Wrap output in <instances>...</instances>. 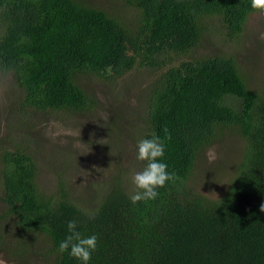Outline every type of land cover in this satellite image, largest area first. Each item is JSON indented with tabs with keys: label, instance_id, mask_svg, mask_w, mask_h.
Masks as SVG:
<instances>
[{
	"label": "trees",
	"instance_id": "trees-1",
	"mask_svg": "<svg viewBox=\"0 0 264 264\" xmlns=\"http://www.w3.org/2000/svg\"><path fill=\"white\" fill-rule=\"evenodd\" d=\"M122 1L137 9L132 28L82 0H0V67L21 85L22 105L40 112L89 109L94 100L80 74L157 68L141 140L163 141L176 179L136 204L115 182L86 210L62 187L59 195L39 188L25 148L6 149L0 216L15 224L20 245L29 234L43 238L49 264H80L58 250L73 220L82 237L97 236L88 264H264V98L248 88L232 55L180 59L207 33L206 20L217 18L229 36L241 33L255 11L250 0ZM226 128L244 141L230 183L215 198L186 191L198 154Z\"/></svg>",
	"mask_w": 264,
	"mask_h": 264
},
{
	"label": "rangeland",
	"instance_id": "rangeland-1",
	"mask_svg": "<svg viewBox=\"0 0 264 264\" xmlns=\"http://www.w3.org/2000/svg\"><path fill=\"white\" fill-rule=\"evenodd\" d=\"M118 16L130 28L138 13L122 0H82ZM207 33L180 59L232 55L248 88L264 98V14L251 12L242 32L229 36L217 18L206 20ZM159 72L136 67L123 76L84 73L79 85L94 100L83 111H37L22 105L23 89L8 68L0 67V154L23 147L37 164L36 181L45 193L62 187L78 206L94 207L111 184L130 194L133 175L145 162L136 159L137 144L148 128L150 97ZM197 156L185 181L188 192L215 198L230 183L243 153V137L226 128ZM1 168V164H0ZM0 176V215L5 208ZM12 221L0 216V264H49L48 243L24 238Z\"/></svg>",
	"mask_w": 264,
	"mask_h": 264
},
{
	"label": "clouds",
	"instance_id": "clouds-1",
	"mask_svg": "<svg viewBox=\"0 0 264 264\" xmlns=\"http://www.w3.org/2000/svg\"><path fill=\"white\" fill-rule=\"evenodd\" d=\"M250 7L264 14V0H250ZM167 138L171 139V136L168 135ZM164 152L163 141L155 135L151 139H142L138 142L136 159L146 163L144 168L132 177V183L137 190L130 196L133 204L142 200L156 199L157 189L163 188L167 182L176 179L175 174L168 171V165L163 160ZM260 211L264 212V204H261ZM76 228L75 220L67 223L69 235L59 244L58 250L61 254L68 252V255L78 260L80 264H88L92 253L97 249V236L82 237Z\"/></svg>",
	"mask_w": 264,
	"mask_h": 264
}]
</instances>
